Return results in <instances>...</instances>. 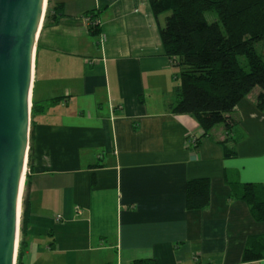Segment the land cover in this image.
Returning <instances> with one entry per match:
<instances>
[{"label":"crops","instance_id":"1","mask_svg":"<svg viewBox=\"0 0 264 264\" xmlns=\"http://www.w3.org/2000/svg\"><path fill=\"white\" fill-rule=\"evenodd\" d=\"M56 1L63 15L36 39L31 104L44 109L30 116L21 264H264L242 260L264 222L231 187L264 185L257 94L234 108L241 137L226 158L224 126L202 136L194 116L169 109L176 73L148 0ZM196 178L208 179L210 200L191 210L186 182Z\"/></svg>","mask_w":264,"mask_h":264},{"label":"trees","instance_id":"2","mask_svg":"<svg viewBox=\"0 0 264 264\" xmlns=\"http://www.w3.org/2000/svg\"><path fill=\"white\" fill-rule=\"evenodd\" d=\"M170 65L175 74L174 102L169 109L175 114H189L208 135L216 123H223L227 137L220 142L226 158L236 156L235 143L241 137L239 118L233 115L236 105L255 87L259 88L255 106L264 111V0H148ZM215 14L209 21L206 13ZM62 3L47 0L43 24L57 23ZM89 18L95 19L94 14ZM98 24L88 26L92 35L100 33ZM257 44L259 47H257ZM57 99H52L54 102ZM43 105L32 103L31 118L43 111ZM31 128L29 155L32 149ZM197 142V139H196ZM198 145V144H197ZM29 165V161H28ZM232 197L242 199L256 221L264 222V185L233 182ZM210 200L207 178L186 182L188 209H204ZM30 201L28 175L24 182L19 222L20 239L16 264H21L26 248ZM264 258V236L253 238L244 248L242 260ZM101 264H114L104 262ZM136 264H151L139 260Z\"/></svg>","mask_w":264,"mask_h":264},{"label":"water","instance_id":"3","mask_svg":"<svg viewBox=\"0 0 264 264\" xmlns=\"http://www.w3.org/2000/svg\"><path fill=\"white\" fill-rule=\"evenodd\" d=\"M45 11L44 0H0V264H16L35 47Z\"/></svg>","mask_w":264,"mask_h":264},{"label":"rangeland","instance_id":"4","mask_svg":"<svg viewBox=\"0 0 264 264\" xmlns=\"http://www.w3.org/2000/svg\"><path fill=\"white\" fill-rule=\"evenodd\" d=\"M206 17L209 21H212L215 19V14H213L212 12H208L206 13ZM257 47H259V45L257 44ZM173 71H175V73L177 75H179V69L177 67H172ZM259 92V88L258 87H255L254 90L252 91V93H250L252 96L256 95L257 93ZM218 126H221L223 127V123H216L209 131V133H211L212 131L217 133L219 130H218ZM26 169H27V166H26ZM26 169H25V173H26ZM23 193H24V188H23ZM23 193H22V196H23ZM20 237V232H19V236H18V241H19V238ZM18 248V246H17Z\"/></svg>","mask_w":264,"mask_h":264},{"label":"built area","instance_id":"5","mask_svg":"<svg viewBox=\"0 0 264 264\" xmlns=\"http://www.w3.org/2000/svg\"><path fill=\"white\" fill-rule=\"evenodd\" d=\"M84 21L86 22V24L89 26V25H92V24H98V25H100V22L97 20V18H95V19H91V18H89V17H84ZM105 39H106V35H105V33L104 32H100L99 33V38H98V44H102L104 41H105ZM188 143L190 144V145H195L196 144V138L195 137H192L189 141H188Z\"/></svg>","mask_w":264,"mask_h":264},{"label":"bare ground","instance_id":"6","mask_svg":"<svg viewBox=\"0 0 264 264\" xmlns=\"http://www.w3.org/2000/svg\"><path fill=\"white\" fill-rule=\"evenodd\" d=\"M46 1H47V0H44V7H46V5H47V2H46ZM23 169H24L23 172L25 173L26 164H24ZM24 173H23V174H24ZM23 178H24V177H22V181H23Z\"/></svg>","mask_w":264,"mask_h":264}]
</instances>
